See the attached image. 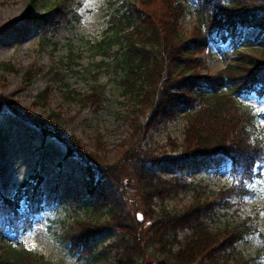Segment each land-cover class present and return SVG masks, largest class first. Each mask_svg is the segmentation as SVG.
<instances>
[{
    "label": "trees",
    "instance_id": "16d2710c",
    "mask_svg": "<svg viewBox=\"0 0 264 264\" xmlns=\"http://www.w3.org/2000/svg\"><path fill=\"white\" fill-rule=\"evenodd\" d=\"M158 1L162 11L148 12L149 17L140 8L130 10L124 4L114 7L107 19L106 34L91 45L94 68H76L72 63L80 53L73 48L67 50L68 66L64 69L70 76L83 79L87 88L81 92L64 82L59 88L62 99L84 108L102 106L106 94L103 86L97 85L100 74L115 79L122 97L137 106L127 119L130 136L119 145L121 149L111 163L104 159V143L100 140L94 152H85L75 138L66 141L43 120L30 117L28 112V116L20 113L2 92L0 111L6 109L22 117L36 126L44 139H58L69 156L87 164L84 192L90 199L84 207L85 219L79 222L73 216L75 227L61 237L73 253L87 247L92 250L90 238L115 230L119 234L116 264H251V258L236 248L237 242L252 231L250 225L242 221L214 228L212 222L216 208H226L233 197L249 193L246 184L254 177L256 164L264 162V144L251 140L250 135L256 116L242 108L239 101L252 92L264 93V0H193L196 18L189 35L175 25L189 10L190 0ZM243 28L257 30L256 41L247 46L256 45L248 51L239 48L235 39ZM228 40L233 54L229 63L218 72L202 76L201 70L207 69V47ZM0 69L3 74L14 71L7 66ZM37 72L32 68L23 70L25 87ZM48 95L46 89L37 93L33 103L47 106ZM145 106L149 119L144 127L139 118ZM137 113L139 118L133 116ZM181 113L187 124L180 156L175 160L188 163L226 156L231 181L225 189L209 190L201 182L189 183L177 175L169 180L157 176L158 161L150 149L142 146L144 134L158 119H171ZM120 166L132 171L125 178V186L139 194L142 217H148L145 229L137 216L129 218L122 212L127 194L118 173ZM42 179L34 173L16 186L14 195L7 197L0 192V241L8 246L0 248V264H48L14 244V237L25 235L33 217L43 210L39 187ZM181 193L189 195L190 201L182 208L169 207L167 202Z\"/></svg>",
    "mask_w": 264,
    "mask_h": 264
},
{
    "label": "rangeland",
    "instance_id": "374dc122",
    "mask_svg": "<svg viewBox=\"0 0 264 264\" xmlns=\"http://www.w3.org/2000/svg\"><path fill=\"white\" fill-rule=\"evenodd\" d=\"M147 1L0 0V68H14L13 72L6 74L0 69V92L20 113L28 112L30 117L43 120L47 128L60 136L78 140L85 152H94L95 143L100 140L104 143V159L111 163L114 154L121 149L120 144L130 136L127 119L131 112H136L137 106L122 97L115 79L100 74L97 85H102L106 94L102 106L84 108L62 99L59 88L64 82L81 92L87 88L83 79L70 76L64 69L68 66L67 50L73 48L80 53L77 61L72 63L76 68H94L91 45L106 34L107 19L114 7L124 4L130 10L140 8L148 17V12L162 11L158 0ZM194 3L190 0L189 10L176 21L175 26L184 35H189L195 24ZM256 34L257 30L241 29L235 38L239 48L248 51L255 46L247 45L256 41ZM231 45L228 40L207 48V69L201 70L202 76L218 72L229 63L233 55ZM28 68L39 72L29 87H25L22 74ZM8 85L12 91L10 94L2 91ZM45 89L49 93L48 105L34 104L36 94ZM239 101L242 108L251 110L256 116L250 128L251 140L264 144V93L252 92L241 96ZM147 107L140 112V118V113L133 115L138 116L144 127L149 119ZM186 124L181 113L171 119H158L144 134L142 146L150 149L153 159L158 161L155 166L157 176L169 180L177 175L189 183L201 182L209 190L225 189L231 181L230 161L226 156L216 155L211 160L192 159L188 163L175 160L180 156ZM42 137L40 130L22 117L6 109L0 111V192L10 197L16 186L30 175L37 173L43 178L39 186L43 193V210L33 217L31 228L25 235L14 237L15 247L22 245L48 264H116L119 234L115 230H105L90 238L92 250L87 247L73 253L70 244L62 241L63 232L75 227L73 216L79 218V222L85 219L84 207L89 204V199L84 192V165L75 156L62 160L64 147L59 140ZM118 173L124 180L127 194L122 212L129 218L137 216L145 229L148 217H142L144 209L139 194L125 186V178L130 177L132 171L123 166ZM246 187L248 194L233 197L226 208H216L212 227L246 221L252 231L237 242L236 248L251 258V264H264V162L256 164L254 177ZM188 201L189 195L181 193L170 199L167 205L177 209ZM4 247L8 248L7 244L0 241V248ZM88 251H91L89 259Z\"/></svg>",
    "mask_w": 264,
    "mask_h": 264
},
{
    "label": "bare ground",
    "instance_id": "6f19581e",
    "mask_svg": "<svg viewBox=\"0 0 264 264\" xmlns=\"http://www.w3.org/2000/svg\"><path fill=\"white\" fill-rule=\"evenodd\" d=\"M1 27V26H0ZM25 31V30H24ZM26 32V31H25ZM4 93H6V94H10L9 92H12L11 90H10V86L8 85V86H6V88L4 89V90H2ZM18 117H20V116H18ZM21 118V117H20ZM43 138V137H42ZM44 139V138H43ZM63 139H65L66 141H69L70 140V138H64L63 137ZM62 145H63V147H64V154H63V158H62V160L64 159V160H66V159H68V158H70V157H72V156H69L68 155V153H66L65 152V146H64V144L61 142V141H59ZM75 158H77L78 159V161L79 162H81L84 166H83V168H84V172H85V176H86V178H84V180H83V182H84V188H85V185H86V180L85 179H87V164L83 161V160H81V159H79L78 157H75ZM188 162H191V160L190 161H188ZM86 197H88V196H86ZM90 197V196H89ZM88 197V199H90Z\"/></svg>",
    "mask_w": 264,
    "mask_h": 264
}]
</instances>
